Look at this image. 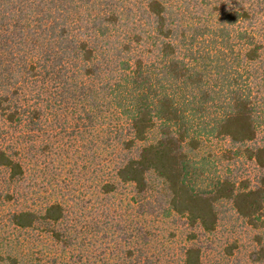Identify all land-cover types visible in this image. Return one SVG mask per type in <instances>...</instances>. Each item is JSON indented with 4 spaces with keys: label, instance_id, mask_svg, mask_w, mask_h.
<instances>
[{
    "label": "trees",
    "instance_id": "trees-1",
    "mask_svg": "<svg viewBox=\"0 0 264 264\" xmlns=\"http://www.w3.org/2000/svg\"><path fill=\"white\" fill-rule=\"evenodd\" d=\"M220 1L0 0L3 201L18 200L24 175L13 138L68 111L77 128L106 123L105 142L123 152L115 176L132 185L139 214L182 220L177 264H207L201 235L227 219L253 231L251 260L264 264V0H224L219 10ZM233 161L256 173L238 175ZM5 220L59 247L44 260L0 235V264H90L59 201ZM151 236L137 226L136 245L114 264H161Z\"/></svg>",
    "mask_w": 264,
    "mask_h": 264
},
{
    "label": "rangeland",
    "instance_id": "rangeland-1",
    "mask_svg": "<svg viewBox=\"0 0 264 264\" xmlns=\"http://www.w3.org/2000/svg\"><path fill=\"white\" fill-rule=\"evenodd\" d=\"M217 6L222 10L224 0ZM262 25L264 29V22ZM55 115H47L41 131L35 136L24 133L13 138L20 148L24 175L15 192L20 193L18 200L6 202L3 197L8 187L7 174L0 170V235L7 236L10 241H21L24 250H32L34 257L48 260V257L56 256L59 246L51 245L48 236L30 234L34 231L20 232L9 225L5 217L17 207L39 209L46 202L59 201L65 209V224L76 232L78 240L92 254L90 264L102 259L110 264L124 262L121 259L123 250L136 245L137 226H143L152 234L149 254H156L161 264L179 263L181 247L186 243L182 220L170 215L139 214L133 201L132 185L120 183L115 176V166L123 152L113 142H105L106 123L100 122L87 129L77 128L75 118L68 111H58ZM221 147V143H215L212 151L219 152ZM238 164L234 161L230 164L231 169L234 165L238 167L235 169L238 175L256 173L250 163H244L242 167ZM106 181L115 183L112 192L102 191ZM252 237L253 231L242 221L227 219L214 233L201 235L205 247L203 260L207 264H223L224 261L227 264H254L251 260ZM232 243H236L237 248H234V254L225 257L223 250Z\"/></svg>",
    "mask_w": 264,
    "mask_h": 264
}]
</instances>
